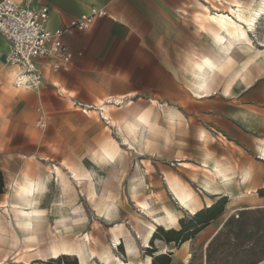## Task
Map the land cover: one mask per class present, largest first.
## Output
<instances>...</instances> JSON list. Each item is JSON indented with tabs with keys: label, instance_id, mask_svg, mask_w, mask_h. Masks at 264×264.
<instances>
[{
	"label": "rangeland",
	"instance_id": "1",
	"mask_svg": "<svg viewBox=\"0 0 264 264\" xmlns=\"http://www.w3.org/2000/svg\"><path fill=\"white\" fill-rule=\"evenodd\" d=\"M242 1L256 4L260 0ZM232 5L233 0H202V13L198 16L201 25L204 23L202 18L209 12L219 10L231 13L229 8ZM248 29L250 40L243 46L239 45L236 60L218 78L216 86L220 85L216 94L203 102L188 98L187 103L177 105L180 107L178 111L168 106H155L150 101H124L111 107L109 118L103 114L106 110L76 106L82 117L73 120L65 107L55 101V108L43 105L42 116L46 119V127H37L38 118L35 121L34 132L42 134V145L0 144V220L5 223L0 229V262L28 264L27 259L29 264H38V261L48 262L57 258L37 259V250L43 249L44 243L25 241L24 232L11 222L15 216L10 205L2 207L16 202L17 182L25 176L34 179L49 177L48 196L41 208L49 215L47 224L52 227L54 235H59L57 220L60 204L62 209L68 208L62 195V182L63 178H69L81 195L74 204L82 206L83 213L87 214L84 232L92 233L95 239L105 236L110 244L111 228L118 230L124 225L136 236L141 218L152 223V217L145 214L138 202L151 204L156 209L155 216H162L164 207L172 209L179 218L173 230L181 231L193 222L192 208L180 206L166 179L167 176H177L196 193V212L221 199H224L225 205L214 219L203 226L198 225L199 231L190 239L172 242L168 246V250L173 249L168 253L170 264H264V159L260 150L264 149V14L253 30ZM73 104L71 101L68 103L69 106ZM208 114H213V119H208ZM144 116L148 123L142 127L141 135L134 134L131 123ZM119 121L123 122V133L119 131ZM203 132L207 134L205 142L201 138ZM140 136L146 138L144 144L138 143ZM124 138L130 143H126ZM166 139L170 140L171 147L164 149L160 144L153 143ZM112 146L119 148L118 156L125 159V164H121L118 156L115 161L104 154V148ZM208 156L211 161L232 169L235 176L227 185L215 183L220 188V194L207 193L200 182L203 178L201 174L205 173V168L200 166ZM185 162L190 164L189 169L183 165ZM74 171L89 172V180L95 185L101 181L103 187L115 188L120 199V215L116 219L108 221L96 215L82 192L84 187L74 177ZM245 173L246 180L243 177ZM133 178L137 181L135 190L130 186ZM162 229L157 227L151 251L165 246ZM121 235L125 238L126 232ZM124 238L112 250L128 261ZM156 239L163 242L158 244ZM137 242L139 254L134 257V264L152 253L148 252L149 248L141 246L139 239ZM30 247L35 251L25 259L21 258L20 254L27 253ZM70 257L77 258L74 255ZM69 261L65 259L61 264H68ZM154 261L161 264L157 258Z\"/></svg>",
	"mask_w": 264,
	"mask_h": 264
},
{
	"label": "crops",
	"instance_id": "2",
	"mask_svg": "<svg viewBox=\"0 0 264 264\" xmlns=\"http://www.w3.org/2000/svg\"><path fill=\"white\" fill-rule=\"evenodd\" d=\"M35 3L49 7V30L67 27L72 19L91 14L95 9L105 14L96 16L89 28L66 34L72 54L68 64L55 57L39 59L44 76L39 90L16 86L20 69L7 63L10 46L0 34V144L42 145V134L34 132L35 121L38 118L36 125L41 128L38 123L43 117V105L55 108V101L75 120L82 117L76 106L100 109L102 103L115 107L124 101H150L155 106L180 111L177 105L187 103L188 98L203 102L216 94L219 85L207 97L193 92V65L201 54L219 52L210 32L201 27L198 16L202 13V0H35ZM56 62L60 65L58 69L54 68ZM69 101L74 104L69 106ZM213 117L207 115L210 120ZM170 244L165 246L168 248ZM33 251L29 248L28 253Z\"/></svg>",
	"mask_w": 264,
	"mask_h": 264
},
{
	"label": "bare ground",
	"instance_id": "3",
	"mask_svg": "<svg viewBox=\"0 0 264 264\" xmlns=\"http://www.w3.org/2000/svg\"><path fill=\"white\" fill-rule=\"evenodd\" d=\"M233 2L234 5L229 8L231 13L218 10L217 12L213 13L209 12L206 17L202 18L204 19V23L201 25L203 31L210 32L213 37V42L217 45L219 52H215L213 55L212 53L210 55L201 54L199 58L200 60L195 65H193V92H196L199 97H207V95H209V93L214 90L219 76L236 60L238 53L237 49L240 48L239 45L243 46L247 41L250 40L248 28L253 30L258 19L264 14V0H260L256 4H251L242 0H233ZM222 79L223 78H221V80ZM228 88L230 89L231 87ZM116 101H120V98H117ZM112 106L113 105L111 103H102L100 106V109L106 110L103 112V114L108 118V111ZM170 113L172 114V112ZM144 117H140V119L138 118L139 120L137 119V121L131 123V129L134 134H140L143 132L141 131L142 127L146 126L148 123V121L146 122V117ZM122 123L123 122L120 121L118 123L120 133H123ZM206 136L207 134L205 132L201 134V138L204 142L206 141ZM141 137L143 136H140L138 143L144 144L146 142V138ZM123 140L128 144L130 143L127 138H124ZM169 141L170 140L166 139L161 143L157 141H153V143H155V145L160 144L162 148L165 149L170 146ZM260 150L263 155L262 159H264V149L260 148ZM103 152L113 160L119 157L120 159L118 158V160L122 162L121 164L126 163L123 157L118 156L120 154L119 148L117 146L104 148ZM209 157L210 156H208V158L206 157L207 160H205L203 165L200 166L205 168H203L205 173L201 174L203 175V178L200 180V182L204 186V190L207 193L220 194V188L216 187L215 183L227 185L233 181L235 176H233L232 169L224 167V164V166H221L219 162L211 161V158L209 159ZM183 165L187 168L190 166V164L187 162L183 163ZM57 170L59 172V169ZM74 174V177L77 178L80 186L84 187L82 192L84 195H86L85 197L87 201L93 206V209L96 211V215L99 218H105V220L112 221L120 215V208L118 205L120 199L115 188L103 187L101 181L98 185L91 183L89 180V172L74 171ZM243 177L244 180H246L247 174L245 173V176ZM166 179L180 206L183 208H192L193 211H191L196 213L194 206L198 198L192 187L185 184V182H183V180L177 176H167ZM62 183L64 188V190L62 189V195L64 196L65 201L68 203V208L65 210L62 209L63 206L59 203L62 206V208L61 206L58 208L59 215L57 220V228L59 235L53 234V230H51L52 227L47 224L49 215H47L45 210L41 208V205L48 196L47 191L50 187V180L48 176L38 177L37 179L25 176L21 181L17 182L14 193L16 202L2 206L5 207L10 205V210L15 216L11 222H13L17 228L21 229L22 232H24L26 239L25 241L28 240L29 242L31 241V243L35 242L39 244L44 243L45 247L41 250H37L39 260L55 258L61 255H74L79 258L81 264H90L91 261H93L94 264H98V262L101 264H133L134 257L139 253L137 239H139L142 247L150 248L152 241L154 240L157 227L160 226L167 230L172 229L174 224H176L179 219L175 212L168 207H164L162 216H155L156 209H154L151 204L145 201L138 202V206L143 209L145 214L152 217V223L145 222L142 220V218H139L140 220L138 221V224L140 228L136 230V236H134L132 232L124 225L118 230H115L116 227L115 229L111 228L112 242L110 244L105 236L95 239L92 233L90 234L84 232L83 228L86 226L88 220L87 214L83 213L81 208L82 206H75L74 204L78 199L81 198V195L77 192L76 187L69 178H63ZM130 186L132 190H135L137 186V181L135 178L131 180ZM59 195L60 194H58V197ZM4 226V221H1L0 229ZM123 232H126L125 238L124 236L122 237L123 234L121 235ZM99 233L102 232L99 231ZM123 238L125 244V254L130 257L129 261L123 260L112 250V247H117L120 242L122 243ZM155 241L158 244L162 242L160 239H156ZM30 250H34V248L30 247ZM169 252L170 250L164 246L157 250L155 255L165 253L168 254ZM25 257V255L21 256L23 259H25ZM152 260L153 256L145 255L144 260H138L137 262L138 264H152ZM25 261L28 264L30 262L27 259H25Z\"/></svg>",
	"mask_w": 264,
	"mask_h": 264
},
{
	"label": "built area",
	"instance_id": "4",
	"mask_svg": "<svg viewBox=\"0 0 264 264\" xmlns=\"http://www.w3.org/2000/svg\"><path fill=\"white\" fill-rule=\"evenodd\" d=\"M104 14L105 11L95 9L91 14L72 19L67 27L49 30V7L36 5L35 0H0V34L10 46L6 61L20 69L15 79L16 86L39 90L44 83L39 59L55 57L68 64L72 54L65 40L66 34L74 29L89 28L96 16ZM59 67V64H54L55 69ZM38 125L41 128L46 126L44 117Z\"/></svg>",
	"mask_w": 264,
	"mask_h": 264
},
{
	"label": "trees",
	"instance_id": "5",
	"mask_svg": "<svg viewBox=\"0 0 264 264\" xmlns=\"http://www.w3.org/2000/svg\"><path fill=\"white\" fill-rule=\"evenodd\" d=\"M0 192H1V188H0ZM262 196H264V190L262 191ZM225 205V201L224 199H221L220 201H218L217 203L209 206L208 208H204L201 209L199 211H197L196 213H194V218H193V222L185 225L184 226V232L181 231H176L173 229H162L161 231V236L162 239L166 242V243H180V242H185L188 239H190L192 237L193 234L197 233L199 231L200 226L198 225H205L209 220L214 219L217 215H219L224 208ZM157 233V231H156ZM156 233L154 235V239L156 238ZM182 235V237H181ZM152 248H149V253L152 252L150 255L153 256V262L152 264H155L154 259L157 258L158 261H161V264H170L171 263V258L170 255L168 254H158L155 255V250L151 251ZM149 255V254H148ZM65 259H69L70 261L68 262V264H80L77 258H71L70 255H61L59 257H57L56 259H50V261L48 262H39L38 264H61L63 262V260Z\"/></svg>",
	"mask_w": 264,
	"mask_h": 264
},
{
	"label": "water",
	"instance_id": "6",
	"mask_svg": "<svg viewBox=\"0 0 264 264\" xmlns=\"http://www.w3.org/2000/svg\"><path fill=\"white\" fill-rule=\"evenodd\" d=\"M152 262H153V260H152Z\"/></svg>",
	"mask_w": 264,
	"mask_h": 264
}]
</instances>
